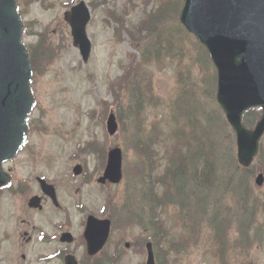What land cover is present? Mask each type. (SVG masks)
<instances>
[{
  "label": "rangeland",
  "instance_id": "obj_1",
  "mask_svg": "<svg viewBox=\"0 0 264 264\" xmlns=\"http://www.w3.org/2000/svg\"><path fill=\"white\" fill-rule=\"evenodd\" d=\"M80 1L93 6L92 9L89 5L92 10V19L87 33L93 50L88 64L83 63L79 51L73 47L70 28L64 21V14L68 11L67 6L76 5ZM144 1L20 0L25 7L24 22L29 25L27 37H24L26 45L35 49L49 39L51 42V45L47 46L49 54H53L51 48L53 46L59 51V56L55 57L54 64L51 66L48 63L50 59L53 60V57L49 56L43 64L45 68L42 74L45 75L33 78L32 90L36 103L28 120L31 130L27 149L18 158L5 164V170L12 171L14 175V182L10 187L15 189L18 185H26V188L17 196H12L5 191L0 197V264H63V260L57 259V255L59 251L67 249L82 261L84 256H87L86 247L79 241L81 237L83 238L87 216L94 214L102 218L105 205L115 193L118 194L108 205L109 213L111 216L114 213H122V207L119 204L131 195L133 179L138 177L141 182L138 186L135 185L139 192L142 183L146 182L145 177L148 176L146 174L151 172V166L159 167L157 172L156 168L152 169L154 177H158L165 168L168 154L174 144L171 131L176 129L170 120L177 117L179 113L175 95L181 93L179 88L186 86L188 80L182 79L178 82V68L175 62H170L162 72L155 71L153 76L151 70L150 75H139L138 82L141 83L142 91L148 89L152 78L155 95L152 97L150 93L145 92L143 117L141 116L144 123L139 128L138 120L136 122L132 115L135 98L132 96L124 100L128 93L133 91V87L131 86L127 93L123 91L126 89L122 86L125 78L124 66L128 64V53H134V50L126 42L130 40V37L125 30V33L118 37L119 26L112 18V14L115 13L124 15L127 27L126 23L124 26L128 30H133L135 25L141 23L146 16ZM151 1L158 8L165 4L172 6L181 3V0H148V4ZM151 8L152 5L148 6V11ZM127 11L128 14L125 15ZM173 11L175 13L176 9ZM190 42V39L185 42V47H189ZM193 71L192 79L196 78L202 83L205 76L204 70L197 66ZM208 83L207 94L201 93L204 90L198 94L196 101L200 105L197 106L198 111L194 120L200 119L207 129L215 131L218 137L219 134L223 137L224 149L225 151L226 147L230 149L231 156L228 160L232 163L235 162L237 150L235 135L230 127L224 126L222 122L215 94L217 78L213 73H210ZM200 86L202 87V84ZM150 97L154 104L159 105L160 102L162 104L151 105ZM117 104L118 106H115ZM112 111L117 115V119L120 117V131L114 137L107 134L104 121L105 116ZM215 119L222 128L208 122L209 120L214 122ZM157 121L163 129V137L157 149H154L159 153H155L154 161H149V167L142 171L135 161L139 148L137 143L142 137V129L151 128ZM183 135L187 136V133ZM262 145V157L255 162L250 172L237 170L233 165L226 164L230 173L236 176L233 183H236L238 175L242 177L243 185L248 184V194L243 202L240 200L239 193L236 199L234 192L226 193L232 198L226 200V208L230 210L227 216H231L234 224L229 227L234 229L233 234L237 241L239 240V233L236 230L239 225L236 221L237 211L242 216L243 224L247 225L242 229L246 231L248 243L239 248L240 257L237 252H234L235 245L230 243L229 231L226 238L224 237L226 246L229 243L232 246H227V252L237 257L234 264L249 262L264 264V186L255 184L257 174L261 172L264 174V141ZM115 147H120L123 151L124 177L120 185L102 186L97 182L99 172L105 162L106 154ZM181 153L186 152L181 151ZM77 164H82L85 168V174L82 177L73 175L72 170ZM38 177H43L56 186L63 210L56 209L49 202L44 204L41 212L27 207L30 197L41 195L36 181ZM149 189L150 187L147 193ZM108 194L110 199L106 202ZM169 209L172 214H177L174 206H170ZM131 212L133 211H124L122 217L129 216ZM171 226L173 227V224ZM208 229L209 227L205 226V231L195 234L199 236L191 245L185 240L189 235L182 230H175L173 237H170L172 241L159 246V250H163L159 259L160 264H217L220 262L219 259L211 258L207 253L212 244ZM65 231L72 232L76 237L74 245L66 246L59 242L61 234ZM130 232L123 226L122 231L113 233L112 241L106 249L107 253H114L119 246L117 243L122 239L120 264H145L147 255H144L145 249H141L139 242L129 250L124 246L126 242L138 240L141 234L138 228L132 231L134 235ZM232 241H235V238ZM156 243L158 244L157 240ZM177 244H183L184 249L179 250L175 247ZM219 245L223 249V245L221 243ZM23 256H25L24 259Z\"/></svg>",
  "mask_w": 264,
  "mask_h": 264
},
{
  "label": "trees",
  "instance_id": "obj_2",
  "mask_svg": "<svg viewBox=\"0 0 264 264\" xmlns=\"http://www.w3.org/2000/svg\"><path fill=\"white\" fill-rule=\"evenodd\" d=\"M20 7L22 8L21 14L24 16L25 7L21 2ZM175 9L176 12L174 13L173 10ZM180 10L181 3L172 6L165 4L157 11L149 14L148 19L141 25L134 27L133 30L126 28L127 23L124 15L112 14L113 20L119 26L117 29L118 37L120 38L125 30L130 37V45L139 54H128L129 64L124 68L125 78L124 85H122L126 89L123 91L127 93L131 86L133 87V91L128 93L124 100L132 96L135 98L132 115L136 122L138 120L139 128L144 123L141 116L144 111L145 92L155 97L152 78L149 81L148 89L142 91L141 83L138 82L139 75H150L151 69L162 72L170 62H175L178 68V82H181L182 79L188 80L186 86L179 88L181 93L175 95V103L179 106L180 121H182V127L178 135L185 141L188 149L186 154H182L180 151L174 152L170 166L162 176L154 177L153 175L152 177V169L156 168L157 172L159 168L158 165L153 163L155 166H151L150 174H146L148 176L145 177L146 185L142 183L139 192H137L138 188L136 190L135 185L138 186L141 182L138 177L134 178L131 195L119 204L122 207V213H114L110 218L113 220L115 229H122L124 226L131 231L132 235H134L132 231L136 228L142 231V235H139L138 240H133V246L139 242L144 248L145 242L151 239L158 250L163 243L167 244L172 241L170 237H173L175 230H182L186 235H189L185 240L191 245L199 236L195 234L205 231V226L206 228L208 226L212 244L207 253L211 258L216 257L219 259L220 262L217 264H234L237 257L227 252V246L232 247L230 243L235 247L237 246L233 249L240 257L239 248L248 243L245 235L246 231L242 229L247 225L243 224L238 211L236 221L239 225L236 230L239 233V240H236L237 238L233 234L234 229L229 227L234 223L231 216H227L230 210H227L225 203L227 200L226 193L231 191L235 195L239 193L240 198L244 200L243 191L240 188L241 182L236 181V183H233L236 176L230 173L231 171L226 167V164L233 165L235 168H238V166L236 162L230 163L228 160L231 151L228 147L225 151V143L222 141L221 135L219 134L218 137L216 132L207 129V126L205 127L207 134H205L204 129L199 126V122L191 116L195 106H197L196 100L198 97L196 94H199L204 82L207 81L211 62L206 50L196 39L187 34L181 26L179 22ZM127 14L128 11L125 12V15ZM124 23H126V27ZM28 30L29 25L27 24V33ZM189 39L191 41L190 46L185 47L184 43ZM50 43V40L46 39L35 49L28 46L36 78L45 75L42 74L45 68L43 64L49 56L53 57V60H49V66L54 64L55 57L59 56V51L53 46H51L53 54H49L47 46L51 45ZM197 66H200L207 73V77L204 78L202 83L196 78L192 79L193 70ZM200 84H202V87ZM152 97H150L151 105L159 106L162 104V102L159 105L154 104ZM118 104L115 106H118ZM260 116L261 112L259 110L249 112L245 117L246 126H254ZM208 122L212 123L210 120ZM161 127L160 122L157 121L151 128L142 129V137L144 138L141 137L139 143H137L139 148L135 159L142 171L144 168L149 167V161H154V155L157 152L155 151L156 147L163 136ZM184 130L188 134L187 136L183 135ZM216 138H218L217 143ZM148 187H150L149 193H147ZM156 188L159 190L157 193ZM170 206L175 207L177 214L170 212ZM129 210L133 212L129 216L122 217L124 211ZM171 224H173V227ZM227 232L231 242L226 246L224 237L228 235ZM233 238H235V241H232ZM164 240L166 241L163 242ZM220 243L223 245V249L219 245ZM175 247L179 250L184 249L183 244H177ZM159 251L163 252L162 249Z\"/></svg>",
  "mask_w": 264,
  "mask_h": 264
},
{
  "label": "water",
  "instance_id": "obj_3",
  "mask_svg": "<svg viewBox=\"0 0 264 264\" xmlns=\"http://www.w3.org/2000/svg\"><path fill=\"white\" fill-rule=\"evenodd\" d=\"M90 18V10L83 2L65 14L72 29L74 46L85 63L92 51L86 32ZM181 23L209 50L216 65L217 100L236 133L239 164L248 168L259 153L264 135V0H185ZM23 32L16 0H0V186L9 182L2 164L14 158L27 140L26 120L34 105L30 87L33 71L23 43ZM253 108H262L263 115L255 129L249 130L243 126V116ZM107 130L111 136L118 132L113 113L107 120ZM122 160L119 148L110 151L100 183L121 182ZM82 173V166L75 167L76 176ZM256 183L262 186L264 176L259 175ZM40 184L43 192L59 207L55 188L44 180H40ZM29 206L41 208L40 199L33 198ZM110 232L109 220L88 218L84 236L90 255L94 256L104 248ZM73 241L69 233L62 236V242ZM147 251V264H156L151 243L147 244ZM65 262L79 264L72 255L67 256Z\"/></svg>",
  "mask_w": 264,
  "mask_h": 264
},
{
  "label": "flooded vegetation",
  "instance_id": "obj_4",
  "mask_svg": "<svg viewBox=\"0 0 264 264\" xmlns=\"http://www.w3.org/2000/svg\"><path fill=\"white\" fill-rule=\"evenodd\" d=\"M10 171V170H9ZM10 173L13 175V173H12V171H10ZM4 191H5V189H0V197H2L3 196V194L2 193H4ZM48 200H46V199H43V202L44 203H46Z\"/></svg>",
  "mask_w": 264,
  "mask_h": 264
}]
</instances>
